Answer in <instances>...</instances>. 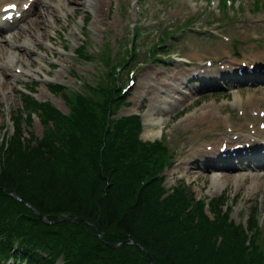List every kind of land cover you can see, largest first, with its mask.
<instances>
[{"label": "rangeland", "instance_id": "rangeland-1", "mask_svg": "<svg viewBox=\"0 0 264 264\" xmlns=\"http://www.w3.org/2000/svg\"><path fill=\"white\" fill-rule=\"evenodd\" d=\"M60 2L51 0L48 17L46 7L38 3L23 25L0 35V46L6 51L19 48L16 55L25 68L22 72L15 61L13 67H0L3 133L6 136L13 133L11 113L17 115L24 110L22 101L27 95L21 92H24L23 86L34 92L37 99L32 102L50 100L63 115L69 112L71 102L64 100L65 93L51 92L49 85L46 87L49 82L77 88L101 106H106L113 94L126 88L122 93L126 98L112 102L114 118L138 113L143 121L142 135L155 131L156 139L165 141L170 157L176 161L161 172L166 187L184 179L198 199L225 197L223 202L231 204L228 215L235 224H246L251 211H257L260 231L255 240L260 249L248 252L253 260L248 263L256 264L258 258H264V0H78L69 3L66 9L55 6ZM37 11L43 16L37 15ZM86 15L89 19L84 24ZM35 19L39 23L31 29ZM136 23L137 36L134 34ZM34 34L43 35L39 36L43 39L35 41ZM11 39L19 41L17 47L13 48ZM83 41L84 57L74 56ZM22 43L27 48L19 47ZM252 43L260 47L253 46L248 53H239L235 62L226 53L231 45ZM132 48L137 49L134 54ZM2 55L5 56L2 53L0 59ZM183 57L192 62L185 63ZM208 60L213 65H208ZM225 64L239 68L230 74L223 68ZM207 70L212 76L208 82L201 78ZM132 77L136 84L130 86ZM36 80L40 84L32 82ZM77 92L68 95L74 97ZM213 102L216 104H209ZM208 105L218 107L217 114L223 119H197V113L202 108L206 112ZM31 117L28 123L22 120L21 126L34 134L36 138L31 141L36 142L51 122L43 121L37 114H30ZM70 119L74 120V114ZM197 127L203 128L196 133ZM145 139L155 138L146 136ZM225 144L227 147L222 146ZM237 144L243 148L239 149ZM172 197L162 194L157 197L160 203L167 204L168 215L174 214L169 209ZM49 225L59 235L68 236L54 223ZM77 237L78 241L88 243L89 236L79 232L69 237L71 245L75 246L73 239ZM187 238L198 240L193 233ZM62 240L57 238L56 249H65L59 242ZM209 241L215 247L219 245L216 238L211 237ZM65 250L66 257H70L67 247ZM66 264L76 263L71 260Z\"/></svg>", "mask_w": 264, "mask_h": 264}, {"label": "trees", "instance_id": "trees-1", "mask_svg": "<svg viewBox=\"0 0 264 264\" xmlns=\"http://www.w3.org/2000/svg\"><path fill=\"white\" fill-rule=\"evenodd\" d=\"M104 123L102 116H86L69 137H64L65 150L53 148L46 155L38 154V149L19 151L15 159H9L2 168L0 187L15 191L49 220H57L63 215L75 218L54 224L68 236L59 235L57 229L40 222L33 214L28 221H35L34 229L37 227L48 239L51 234L49 243L52 245L57 238H64L59 242L81 257L80 264H151L147 251L156 264H239L219 251L198 246L199 238L197 241L187 238L189 233L196 235L201 231L193 224L192 214L186 211L183 195H173L169 209L174 214L168 215L167 204L163 205L157 199L162 194L159 180L142 184L160 167L163 154L146 149L140 151L133 128L124 134L123 141L110 134L99 138L100 133L96 130ZM134 123L139 125V119L136 118ZM104 141L106 152L117 162L116 167H107L100 162L98 147ZM118 143L124 145L121 152ZM130 145L136 148L141 162L123 163V157L129 158ZM148 161L151 165H147ZM221 200L218 198L216 202ZM30 211L32 209L24 202L0 191V235H8V220L25 212L26 216L21 218L25 221ZM79 232L96 241L87 237L86 244L77 237L73 239L75 246L71 245L69 237ZM98 232H102L110 244L120 246L108 247L98 237ZM19 235L22 237L20 232ZM129 240L139 241L143 248L127 243ZM237 240L240 241L239 233ZM231 247L241 250L243 242ZM256 264H264V258H258Z\"/></svg>", "mask_w": 264, "mask_h": 264}, {"label": "bare ground", "instance_id": "bare-ground-1", "mask_svg": "<svg viewBox=\"0 0 264 264\" xmlns=\"http://www.w3.org/2000/svg\"><path fill=\"white\" fill-rule=\"evenodd\" d=\"M8 1V0H7ZM64 3H65V1H66V3H77L78 2V0H62ZM1 2H3V1H1ZM19 4H20V1L18 2ZM3 4H4V2H3ZM38 5V4H37ZM42 5L44 6V8L45 7H47V8H49L50 6H51V0H42ZM46 9V8H45ZM8 13V12H7ZM6 13V14H7ZM25 15L26 14V11L25 10H23L22 9V15ZM37 15H39V16H43V14L41 13V12H38L37 13ZM32 20V19H31ZM39 23V21L38 20H33L32 21V25L30 26L31 27V29H34V26L35 25H37ZM2 29V28H1ZM36 29V28H35ZM3 30V29H2ZM37 30V29H36ZM34 33H36L35 32V30H34ZM25 34V33H24ZM2 36V35H1ZM36 36H37V34L35 35L34 34V38H36ZM15 37L16 36H14V37H12V39H15ZM11 39V40H12ZM29 39V38H28ZM6 40H8V39H6ZM27 40V39H26ZM26 40H25V42H26ZM9 41V40H8ZM13 41V40H12ZM11 41V42H12ZM3 42V41H2ZM24 42V43H25ZM8 43V42H7ZM17 43H19V41H17V40H14L13 42H12V46L14 47V46H16L17 47ZM10 44V43H9ZM20 45V44H19ZM11 46V45H10ZM24 44L22 43L19 47H22V48H24ZM6 47V46H5ZM9 48V47H8ZM1 49V51L3 52V49L2 48H0ZM15 50V49H14ZM13 50V51H14ZM12 55H14L13 57H15V54L14 53H12ZM3 57V56H2ZM224 63V62H223ZM232 64V63H231ZM216 65V64H215ZM217 66V65H216ZM210 67V66H209ZM186 68V67H185ZM233 77V76H232ZM158 79V78H157ZM156 80V79H155ZM179 82V81H178ZM204 83V82H203ZM183 84V83H182ZM158 85H160V84H158ZM231 85V84H230ZM170 87V86H169ZM182 87V86H181ZM151 88V87H150ZM155 92V91H154ZM207 107V106H206ZM205 109V108H204ZM203 108L197 113L198 115H197V117L198 118H200V119H204L205 120V118L206 117H210V118H215L216 116H217V113H216V107H212L211 105H208V109H207V111L205 112V110H204ZM205 112V113H204ZM209 118V119H210ZM207 121H208V119H207ZM160 133V132H159ZM158 134V133H157ZM156 133H155V131H150L149 132V134H148V136H147V138H156L158 135H157ZM248 135V134H247ZM245 136V135H244ZM239 139V138H238ZM218 143V142H217ZM222 144V143H221ZM240 144V143H239ZM223 146V145H222ZM217 147V146H216ZM213 151V150H212ZM203 152V151H202ZM209 152V151H208ZM192 154V153H191ZM197 154V153H196ZM198 155V154H197ZM191 157V156H190ZM186 158H187V156H186ZM249 158V157H248ZM198 160V159H197ZM216 161V160H215ZM221 161V160H220ZM242 161V160H241ZM189 162V161H188ZM217 162V161H216ZM252 163V162H251ZM215 166V165H214ZM229 166V165H228ZM260 166V165H259ZM226 167V166H225ZM232 167V166H231ZM214 168V167H213ZM254 168V167H253ZM210 169V168H209ZM216 169V168H215ZM226 170V169H225ZM127 243H131L130 241H128ZM111 245H113V244H110L108 247H111V248H117V247H119L120 246V244H118V246L117 247H114V246H111ZM151 261V260H150ZM151 264H152V262H151Z\"/></svg>", "mask_w": 264, "mask_h": 264}, {"label": "water", "instance_id": "water-1", "mask_svg": "<svg viewBox=\"0 0 264 264\" xmlns=\"http://www.w3.org/2000/svg\"><path fill=\"white\" fill-rule=\"evenodd\" d=\"M8 192H9L10 194L16 196V195L14 194V192H11V191H8ZM42 218H44V217H42ZM65 218H66V217H63L62 219H65ZM98 236H99V237L105 242L106 245H108V246L110 245L109 242H106V241L104 240V238L102 237L101 232L98 233ZM111 246L117 247L118 244H113V245H111ZM149 256H150V259H151L152 264H156L154 258H153L151 255H149Z\"/></svg>", "mask_w": 264, "mask_h": 264}, {"label": "snow or ice", "instance_id": "snow-or-ice-1", "mask_svg": "<svg viewBox=\"0 0 264 264\" xmlns=\"http://www.w3.org/2000/svg\"><path fill=\"white\" fill-rule=\"evenodd\" d=\"M16 5H11L10 8L14 9ZM5 11H8V9H5Z\"/></svg>", "mask_w": 264, "mask_h": 264}]
</instances>
